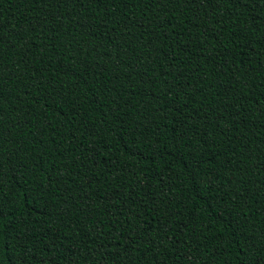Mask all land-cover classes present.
Instances as JSON below:
<instances>
[{"label":"trees","instance_id":"trees-1","mask_svg":"<svg viewBox=\"0 0 264 264\" xmlns=\"http://www.w3.org/2000/svg\"><path fill=\"white\" fill-rule=\"evenodd\" d=\"M142 9L85 3L73 12L68 5L44 9L32 0H0L7 39H18L13 25L27 38L44 37L32 39L27 61L16 64L4 85L12 101L2 105L4 127L17 124L2 145L0 183L12 200L5 235L13 237L4 264H25L33 253L36 264H132L134 247L140 249L137 264H250L254 233L256 246L264 247V31L254 20L264 13L256 5L222 3L202 21L203 9L167 4L160 15L170 22L158 28L152 23L157 9L147 16ZM49 12L42 29L24 27ZM216 16L222 23L213 22ZM201 31L205 37L197 41ZM237 45L243 54L234 60ZM222 48L233 57L215 59ZM20 52H8L9 66ZM177 76L183 83L176 90L185 91L173 100L169 88ZM236 77L241 84L234 87ZM108 88L135 105L122 102L145 133H137L139 143L114 130L128 116L110 115L115 106L109 107ZM201 110L207 120L185 119ZM151 117L145 129L141 121ZM90 148L100 153L95 162L88 159ZM86 178L92 188L86 189ZM93 190L95 204L88 198ZM129 192L134 198L125 204ZM118 228L123 247L109 239Z\"/></svg>","mask_w":264,"mask_h":264},{"label":"snow or ice","instance_id":"snow-or-ice-1","mask_svg":"<svg viewBox=\"0 0 264 264\" xmlns=\"http://www.w3.org/2000/svg\"><path fill=\"white\" fill-rule=\"evenodd\" d=\"M32 2L34 3H38L41 5V8L44 9H50L53 7L56 8H62L65 5L68 6H72V11L75 12L77 10V8L85 5V3L88 4H95L98 7L103 5L105 8L111 7V8H116L118 4L123 5L124 7H131L133 9H135L136 7H138L139 5H143V14L145 16L148 15L149 12H152L153 9H157V11L153 14V18H152V23L156 24V26L158 28L160 27H164V25L166 23H169V20H165L162 19L161 17V13L168 10L167 9V4H172V5H183L184 7H189V6H194L198 11L200 9H203V12L205 14H201L200 15V19L206 20V19H211L213 17V14L217 13V10L220 9V5L222 3H229L231 4H239L240 7H247L249 5H256L259 6L261 8L262 13H264V0H167V3H165V0H32ZM164 5L163 8H161L160 6ZM255 10V9H253ZM120 12H123V7L120 8ZM61 16H69L71 17V13H64L61 12L60 13ZM111 14V13H110ZM52 13H48L47 16L43 17V18H38V24H31L28 22H24V27H26L28 32H35L37 27L39 26L41 29L44 27V25H46L48 23V16H51ZM129 17L128 15H124L121 18V22L125 23V26H127V21H128ZM224 20V17H220V16H216V18L214 19V23L215 24H220L222 23V21ZM255 21H258V23H255V27L257 30L259 31H264V15L261 14H257L254 17ZM157 21H159V23H157ZM62 26V25H61ZM86 26V25H82ZM14 29H15V36L18 39H7L6 38V26L5 24L0 21V169L3 168V164H4V160H3V143L7 141V138H9L11 136V129H14L17 127L16 123H12L11 126L9 128H5L4 127V109L2 107V105L7 101L8 103H11V99L9 97L5 96L4 93V85H6V83L11 80V78L13 76L16 75V72L13 71V69L16 67L17 63H25L27 61V53L29 51H31V41L32 39H43L44 37H32V38H27L24 28L22 27H17L15 25H13ZM94 30V29H93ZM54 31V29H53ZM221 35L223 33H220ZM153 35H162L160 33H153ZM177 35H179V33L177 32ZM205 37V32L201 31L199 32V34L196 36V40L197 41H201V38ZM49 39H52V37H49ZM262 41H264V37L261 38ZM233 43H235V41H233ZM104 45L101 44L100 47H103ZM199 46V45H198ZM147 47V45H146ZM237 47L241 48L240 52H236L235 53V57L234 60L236 58H239L242 54H243V47L240 45H237ZM18 48H23V52L19 53V60L16 61L15 63H13L11 66H9L7 64V54L9 51L13 52V54H16V51L18 50ZM98 51V49H97ZM202 51H207V49H203ZM262 55H264V53H261ZM221 55H223V57H233V53L231 51L225 50V49H220L215 57V59L220 60L221 59ZM207 59V57H205ZM111 62V61H110ZM224 63H227V60H224ZM129 67H131V64H129ZM87 66H85V72H87ZM170 74V73H169ZM221 73H217V75L219 76ZM226 74V73H225ZM89 75H91V73H89ZM137 75H139V73H137ZM235 75V74H233ZM31 78V77H29ZM82 79H86V77L82 76ZM99 77L95 78V83H99ZM117 79H119V76H117ZM141 79H143V77L141 76ZM173 80L176 81V83H173L170 85L169 88V92L172 94L173 100H175L177 97L180 96L181 92H184L185 89L184 88H180L179 90H176L178 85L183 83V81L180 80V77H173ZM241 81L239 77L235 78V85H240ZM94 87V85H91ZM190 87V85H189ZM240 92H243V85L240 86V88L238 89ZM37 94H39V92L41 91V89L39 87H37ZM108 92H112L113 93V97L111 100V105H109V107H112L113 105L115 107H112V111L111 114L112 116H116L118 118H121L123 116H128V120H124V119H119L116 128L114 129L117 132H120L121 129H123V134L124 135H131L133 138V141L136 143H139L138 137H137V133H139V135H145L144 132H140L139 127L133 123H131L132 121V117L131 115H129L128 112L123 110L122 107V102L123 103H129L128 101L125 100V97L123 95H119L115 92V90L113 88H108L107 89ZM59 94V92L57 93ZM28 95H31V92L28 93ZM133 95H135V93H133ZM50 101V105H51V100L50 97L48 98ZM162 99H164L165 103H168L167 100V96L162 97ZM205 99H207V97H205ZM196 103H198V101H194ZM188 106V100L185 98L184 99V104L182 105V107H187ZM101 107H103V105H101ZM129 107L130 108H134L135 105L134 104H130L129 103ZM241 107H243V105H241ZM140 112H143V109L138 110ZM75 118L79 121L80 120V115H79V111L75 110ZM24 115V114H21ZM199 116L201 119L207 120L208 114L207 113H203V111L201 110V112H198L195 116H188L185 117L186 120H192V119H196V117ZM219 118H223V116L221 115L220 117H217L216 119ZM148 119V124H144L143 121H141V124L143 125V127L145 129H148L149 125L151 124V122L155 119V117H151V118H146ZM25 122H27L25 120ZM70 122V121H69ZM105 124H108L109 121L106 119ZM85 126L86 125H82ZM228 131H232L231 128L228 129ZM33 133L35 134V129H33ZM177 133H180V129H177ZM150 134H154L156 136L161 135V133H150ZM96 135H99V132L96 133ZM179 140L184 141L185 143H188L185 140V136L183 134L179 135ZM205 143H207V141H205ZM177 147H179V145H177ZM87 155H88V159H90L91 161L95 162L96 161V157L100 155L99 151L95 150L94 148H90L87 150ZM197 163H203V161H197ZM89 172L94 174V169H89ZM192 179H195V175L192 177ZM217 179H219V177H217ZM198 183H202V179L201 181H198ZM85 187L87 188H92V181L90 179L86 178V182H85ZM3 185L2 183H0V264H4V257L7 256V253L5 252V247L7 245H10L11 240L13 239V237L11 236H6L5 233L7 231L6 227H5V222L7 220V216L5 214V209L7 208V204L8 203H12V200L8 198L9 194L3 192ZM97 193L95 192V190H93L92 193H88V198L90 200H92V203L95 204L96 201L95 199H93V196L96 195ZM144 195L151 197L152 193L151 191H145ZM134 198V194L132 192H129L128 197L125 200V204H127L128 200H133ZM73 200H75L76 198L73 197ZM81 199H83V197H81ZM7 200V203L5 202ZM65 203H67V200H65ZM227 203V202H226ZM54 207H56V205H54ZM80 211L83 212L84 211V207L83 205L80 206ZM14 210L13 209H9L8 210V214H13ZM123 213H121L122 215ZM59 215H66L63 212H60ZM131 215H134V213L130 212L129 213V217H126V221L127 223L131 224ZM166 219V217H165ZM112 223V222H110ZM105 227H109L108 225H105ZM123 227V225H121V228ZM109 231L111 232V228L109 229ZM117 235L115 236H109V239L112 241H118L121 243L122 247H123V241L120 238V229L118 228L117 230ZM241 235H246V233H241ZM21 239H23V237H21ZM165 239V237L161 236V240ZM251 239V243L248 246L247 252L249 254H251V259H250V264H264V247H260V246H256L255 244V240L257 239L256 234L254 233L252 235V237H250ZM259 239H260V244L264 245V228L261 229L260 234H259ZM130 243L135 245V239H130ZM103 246V243H101V247ZM109 247H111V244H109ZM124 252H127L128 249L127 248H123ZM132 251L137 253L136 258L132 261V264H137V261L139 260V251L140 249L137 247H134L132 249ZM166 251L164 250V252H159L157 253V256L159 255H166ZM123 254V253H121ZM88 255H92V252H89ZM106 255V254H105ZM129 255H131V253H129ZM19 258V257H17ZM11 259V258H9ZM12 264H16V259H12ZM25 264H36V254L33 253L32 257L30 258V261H26ZM156 264H159V261H156Z\"/></svg>","mask_w":264,"mask_h":264}]
</instances>
